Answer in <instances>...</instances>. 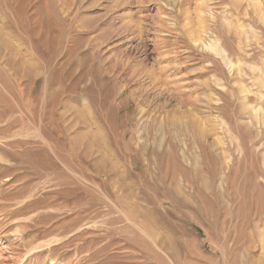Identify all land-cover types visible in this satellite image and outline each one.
I'll use <instances>...</instances> for the list:
<instances>
[{
	"label": "rangeland",
	"instance_id": "rangeland-1",
	"mask_svg": "<svg viewBox=\"0 0 264 264\" xmlns=\"http://www.w3.org/2000/svg\"><path fill=\"white\" fill-rule=\"evenodd\" d=\"M3 263L264 264V0H0Z\"/></svg>",
	"mask_w": 264,
	"mask_h": 264
},
{
	"label": "bare ground",
	"instance_id": "bare-ground-1",
	"mask_svg": "<svg viewBox=\"0 0 264 264\" xmlns=\"http://www.w3.org/2000/svg\"><path fill=\"white\" fill-rule=\"evenodd\" d=\"M214 33V32H213ZM204 35H206L204 38H202V39H200V42H198V46H201V47H209V46H211V44H212V42H209L208 41V38H211V37H208V33H207V31H205L204 32ZM202 37H203V34H202ZM208 37V38H207ZM99 189V188H98ZM149 221V220H148ZM137 229V228H136ZM157 240V239H156ZM163 241V240H162ZM61 242V241H60ZM48 245V244H47ZM52 246V245H51ZM44 247V245H41V244H38V245H34V244H30V247L28 248V250H27V255L28 254H30V255H28V256H32L33 254H35V253H37V252H39V249H41V248H43ZM50 250V249H49ZM25 256V255H24ZM23 256V257H24ZM35 256V255H34ZM59 258V257H58ZM29 259H30V257H29ZM37 259V258H36ZM47 259V258H46ZM29 261V260H28ZM28 261H26V262H28ZM31 263H32V261H31ZM34 263H35V261H34ZM4 264V263H3ZM37 264V263H36Z\"/></svg>",
	"mask_w": 264,
	"mask_h": 264
}]
</instances>
